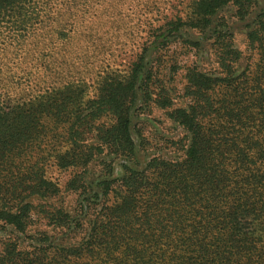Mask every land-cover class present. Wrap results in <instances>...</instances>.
Listing matches in <instances>:
<instances>
[{"label":"trees","instance_id":"obj_1","mask_svg":"<svg viewBox=\"0 0 264 264\" xmlns=\"http://www.w3.org/2000/svg\"><path fill=\"white\" fill-rule=\"evenodd\" d=\"M45 2L0 0V26L27 28ZM226 6L251 19L252 55L241 67L242 53L218 34L211 44L216 69L187 67L180 107L162 97L157 66L144 68L146 47L124 75L102 76L87 101L82 83L18 104L0 94L2 227L27 233L34 210L49 206L40 211L45 241L52 232H73L86 211H100L75 246L54 245L50 258L23 251L17 238L4 243L0 264H264V1L191 0L196 21L187 25L208 28ZM175 16L150 28L146 39L169 37L173 20L183 19ZM151 105L170 108L188 142L179 160L153 158L141 167L131 124L137 109ZM51 166L71 171L63 187L47 177ZM64 195L74 196V216L61 204Z\"/></svg>","mask_w":264,"mask_h":264},{"label":"rangeland","instance_id":"obj_2","mask_svg":"<svg viewBox=\"0 0 264 264\" xmlns=\"http://www.w3.org/2000/svg\"><path fill=\"white\" fill-rule=\"evenodd\" d=\"M256 1L262 3L264 0ZM42 7L43 13L36 14L27 28L0 26V94L7 104H18L44 90L61 91L65 84L71 83L83 84L87 92L84 101H87L94 96L102 76L124 75L136 54L146 47L144 68L152 62L157 66L162 97L170 100V108H175L185 102L183 85L187 67L197 64L204 72L216 69L218 53L211 44L218 34L229 36L234 47L242 53L241 67L245 65V58L252 55L246 42L251 19L236 17L232 6L218 11L211 17L209 27L203 30L188 26L196 21L191 0H46ZM175 15L183 19L173 20L176 29L168 32L169 37L165 39L163 35L155 42L146 39L150 28L172 21ZM165 43L170 45L161 48ZM187 44H192V50ZM170 108L145 106L137 109L132 118L131 134L141 167L153 158L173 161L184 155L188 134L169 118ZM65 127L64 123L56 126L58 131ZM87 142H93V135L89 134ZM114 166L115 175H120L117 163ZM90 170L96 173L99 168L94 166ZM70 175V170L61 171L53 166L47 169V177L60 187ZM60 200L74 216V196L64 195ZM60 200H49L46 205L56 207ZM39 209L40 206L34 210L35 222L27 233L14 232L0 223V252L5 242L18 238L23 251L39 250L38 255L46 253L52 258L54 245L75 246L82 238L81 228L87 232L89 221L100 212L86 211L79 218V226L70 231L72 233L52 232L49 233L51 240L41 241L38 232L46 230V222L40 211L49 206Z\"/></svg>","mask_w":264,"mask_h":264}]
</instances>
